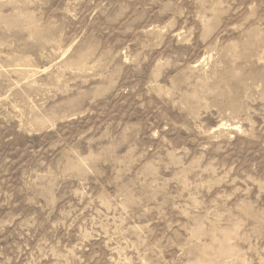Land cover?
Wrapping results in <instances>:
<instances>
[{
  "label": "rangeland",
  "instance_id": "obj_1",
  "mask_svg": "<svg viewBox=\"0 0 264 264\" xmlns=\"http://www.w3.org/2000/svg\"><path fill=\"white\" fill-rule=\"evenodd\" d=\"M0 264H264V0H0Z\"/></svg>",
  "mask_w": 264,
  "mask_h": 264
}]
</instances>
